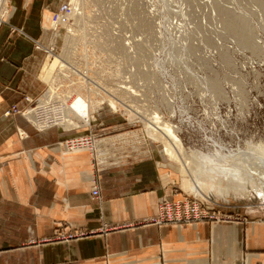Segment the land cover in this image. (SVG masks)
I'll return each mask as SVG.
<instances>
[{"label":"rangeland","instance_id":"obj_1","mask_svg":"<svg viewBox=\"0 0 264 264\" xmlns=\"http://www.w3.org/2000/svg\"><path fill=\"white\" fill-rule=\"evenodd\" d=\"M8 1L7 8L0 0V26L11 15ZM71 1L52 0L46 8L51 16L63 5L71 13ZM79 4L69 26L40 27L35 44L42 57L30 75L23 113L28 109L39 119V108L50 106L51 127L79 131L76 136H100L103 128L109 134L140 130L177 166L175 199L208 202L226 224L264 221V171L255 156L238 155H254L264 145V0ZM77 103L83 113L70 116L75 125H65L63 109ZM156 115L177 131L178 152L191 169L148 134ZM259 155L264 159V152ZM196 166L205 171L200 180L193 175Z\"/></svg>","mask_w":264,"mask_h":264},{"label":"crops","instance_id":"obj_2","mask_svg":"<svg viewBox=\"0 0 264 264\" xmlns=\"http://www.w3.org/2000/svg\"><path fill=\"white\" fill-rule=\"evenodd\" d=\"M51 1L12 0L0 26V264H264V221L143 223L163 198L178 197V168L142 131L103 128L95 154L67 152L79 131L27 118Z\"/></svg>","mask_w":264,"mask_h":264},{"label":"bare ground","instance_id":"obj_3","mask_svg":"<svg viewBox=\"0 0 264 264\" xmlns=\"http://www.w3.org/2000/svg\"><path fill=\"white\" fill-rule=\"evenodd\" d=\"M3 1H4L3 2L4 3V7H7L8 8L9 1L8 0H3ZM71 2H72L71 3L72 4L71 6H73V11L71 10L72 12L71 13L69 12L68 17L63 18V17H61V15H63V13H60L58 15L57 19H54V16H51L48 12H45V24H44V27L45 28L57 27L60 24H62L63 26L64 25L65 26L66 25L69 26L68 25V20H71V18H73L75 20V18H74L75 16L74 15H76L78 13L77 12L75 14V10L77 8H80L79 7V5H80L79 4V0H72ZM81 11H82V8H81ZM3 13L4 12L1 9L0 10V19L3 17ZM54 81H55V79H54ZM54 81H53V83H54ZM54 85H55V83H54ZM69 88H71V87H69ZM53 90H54V87H53ZM89 90H90V88H89ZM50 95H49L51 97L50 99H52V98L54 99V96L56 94L50 93ZM50 99H48V100H50ZM109 99L110 100H113V101H116L115 98H113L111 96L109 97ZM113 101H112V103H113ZM131 102H133V101H131ZM121 104H122V106H125L123 104V102ZM91 105H93V104H91ZM76 106H77V108H76ZM47 107L48 108H46V107L45 108H39V119L37 118L38 116H36L37 113L36 114L29 113L30 111H28V109L25 110L26 111L25 114L26 113H29L27 118H29L30 121H32L35 125H37L41 129H45V128L51 127V123L53 122V120H50L49 111L47 110V109H50V106H47ZM33 110L34 109H32L31 111H33ZM83 110H84V108H83L82 105H80V103H77V104H75L73 106H69V107L67 106L66 108L63 109V118L61 119V121L65 125H70V126H71V124L72 125H75L76 123L74 121H72V119H71L72 117H70V116L72 114L81 115L83 113L82 112ZM144 113L146 115V112H144ZM77 115H76V117H77ZM73 119H74V117H73ZM148 121H150V120H148ZM149 124H150L151 127H150V129H148L149 130L148 131L149 132L148 134L151 136V138L154 139L157 142H164L166 144V146H168L170 148L169 154H170L171 158H173L174 160H176V162H178L179 165H182L185 169H191L192 166L189 163H186V161L184 159H182L183 158V155L178 152V147H177L178 146V144H177V142H178L177 131L173 127H171L170 125H166V124L165 125H162L161 119L157 115L155 116V118L152 117V119L149 122ZM43 125H47V126L42 127ZM70 126H69V128H70ZM95 147H96V138H95ZM83 148H88V147H81V148H77V149H83ZM77 149H73V150L72 149H68L67 145H65V150L67 152H73V151H75ZM249 150H250V148H249ZM90 151H91V153H93L92 150H90ZM255 151H256V153L254 155H252L250 153L249 154L248 153H243L241 151H240V153L238 155H242V156H244V155H247V156H255L257 167L264 171V159L259 155L261 152H264V145H260V146L255 147ZM233 154H234V152H233ZM211 166L212 165H210V168L212 169ZM192 170H193V175L195 176V178H197L199 180H200V178L202 179L203 174L205 173V171L202 168L196 166V167H193ZM210 180L213 183L212 178H210ZM255 185H256L255 181L252 180V186H255ZM261 186L264 187V185L262 183H261ZM221 223H223V222H221Z\"/></svg>","mask_w":264,"mask_h":264},{"label":"built area","instance_id":"obj_4","mask_svg":"<svg viewBox=\"0 0 264 264\" xmlns=\"http://www.w3.org/2000/svg\"><path fill=\"white\" fill-rule=\"evenodd\" d=\"M70 7L62 6L60 11L54 14V19H57L60 13L69 12ZM26 100L30 101L28 97ZM14 112L22 111L18 107H13ZM25 113V112H24ZM23 135V134H22ZM25 136V135H23ZM97 134L86 133L81 136L70 137L64 141V144L67 145L68 149H77L81 147H88L95 154V138ZM92 195L95 198H100V186L98 181H95ZM209 205V206H206ZM206 206V207H204ZM213 208L207 202H200L199 200H193L192 197H184L182 199L169 200L163 198L159 203V208L157 213L149 218L144 219L143 223H153L157 225H167L173 223H194L197 221H208V222H222L227 218L221 214V212L211 213ZM79 233H74L70 235H63V237L74 238Z\"/></svg>","mask_w":264,"mask_h":264}]
</instances>
